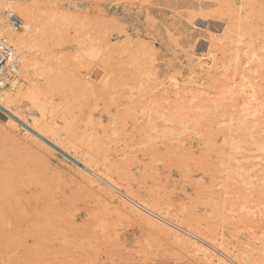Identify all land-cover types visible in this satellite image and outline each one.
Returning a JSON list of instances; mask_svg holds the SVG:
<instances>
[{"label":"rangeland","instance_id":"1","mask_svg":"<svg viewBox=\"0 0 264 264\" xmlns=\"http://www.w3.org/2000/svg\"><path fill=\"white\" fill-rule=\"evenodd\" d=\"M21 2L26 55L61 58L60 88L69 84L55 100L69 104L51 121L59 146L0 108V264H264V0ZM227 21L253 27L256 58L243 82L259 97L247 99L250 111L238 101L215 108L212 92L227 90L215 84L173 112L165 98L175 80L210 66ZM114 69L132 86L118 112ZM155 96L153 113L145 106ZM72 156H88L92 172Z\"/></svg>","mask_w":264,"mask_h":264},{"label":"bare ground","instance_id":"2","mask_svg":"<svg viewBox=\"0 0 264 264\" xmlns=\"http://www.w3.org/2000/svg\"><path fill=\"white\" fill-rule=\"evenodd\" d=\"M4 9L10 10L14 14H16L17 16L22 18V20L24 22H26V18L23 16V7H22L21 0H0V31L6 32V28L3 25V22L1 19V12ZM242 25L243 24H241L240 22H235L234 25L230 26L229 22L227 21L225 24V27L223 29V32H222V35L224 36L222 38L223 41H221V44L219 46H217V49L215 48L216 51L218 52V55L217 56L212 55L213 58L210 62V66L204 72L200 73V75H198V76H196V75L191 76V75H193V72L191 70H188L187 72L189 73L188 75L190 77L188 80H184L185 82H183L182 84H180L179 81L177 82V80H175L176 89L172 91V94L170 93V95L166 96V98H165V100H169L171 97L173 98V101H172L173 104L169 103L171 105V110L173 112L180 113L185 108V106L183 104L186 102H189V101L191 102V98L193 96L190 97L187 95V93L193 92L196 90H198V91L205 90L206 87L214 86L215 84L227 86L226 91H224L225 89L223 88V91L221 89H220L221 91L218 89V90H216V92L215 91L212 92L213 95H215V97L214 98L211 97V99H212L211 102H213V103L219 102L218 104L214 105L215 108H218V107L220 108L222 106H231L230 108H232V107H234V105H236L235 101H238L239 106H241L243 110L250 111L248 108L247 109L245 108V105L249 102V101L247 102V99L248 98L252 99V98L257 97V96L259 97L260 90L258 89V86L256 85V83H252V81L250 82L248 80H247L248 83H245V81L243 82V78L245 76L244 75L245 72H252L253 71L252 70L253 69V63H254L253 59L256 56L255 54H256V49H257L255 39H257V38L254 35L255 33L253 32L254 31L252 29L253 27H251L252 25L248 26V28L243 27ZM25 31L26 30L19 32V33H15V34L7 33L9 39L14 41V44L17 47V51L20 52V54L18 53L19 54V67H20V71H21V77H23V83L21 82V84H19L18 82H12V84L8 88L0 91V108L3 109L4 111L10 113V115H12L16 120L25 124L29 128H32V130H34V132H36L39 136H41V138H43V139L45 138V139L49 140L50 142H52V144L59 146L60 145L59 143L61 142L60 141L61 135L58 131L53 129V122H51V121H52L55 113H58L59 110H61V109H66L67 105L69 104V103L66 104L63 101H61L60 103L58 101L56 103V100H55V97L58 95V93H60V91L62 89V87L60 88V84L63 80H65L63 78V80L61 81V74L59 73V71H57V69H60L59 65L61 62V58L60 57L58 58V56L57 57L55 56L56 57L55 59H53L54 57L49 58L48 55H45L44 53L41 52V60L40 61H31L28 58V56L26 55V52L29 49V42L28 41L32 36L29 35ZM31 40H33V39H31ZM34 41L35 40H33V42ZM215 44H213L214 47H216ZM31 49H32V47H31ZM35 49H40V47L36 46ZM35 51H37V50H35ZM46 54H48V53H46ZM117 55H119V54H117ZM210 56H211V54H210ZM123 64H124V62H123ZM167 67L169 69V71H168L169 73L171 70H174L176 68V66H171V65L170 66L168 65ZM62 69L63 68H61V70ZM63 73H65V71H63ZM181 73H182V71H181ZM64 76H65V74H64ZM136 76H137V73H136ZM248 76L245 77V79L246 78L249 79L250 76L249 77ZM142 78H143V76H142ZM41 79H42V82H40ZM110 79H111V81H110V83H111V85H110L111 105H112L114 112H118L119 107L123 106L125 103L124 99H126L125 97L129 93L127 91L129 89H131L132 86H131V88H128L129 87V86H127V83H128L127 80L128 79L126 77H122V75L119 76L116 73V69H114L113 72L111 73ZM138 80H139V76H138ZM250 80H252V79H250ZM140 81H142V80L140 79ZM68 84L69 83H67V85ZM62 85H63V83L61 84V86ZM67 85H65L64 86L65 88H63V89L66 90V87L68 88ZM217 88H219V87H217ZM63 89H62V92H63ZM64 95L67 96V94H64ZM66 96H65V98H66L65 100H66V102H68L69 97L68 96L66 97ZM260 97H261V95H260ZM62 99H64V97ZM57 100H59V98ZM250 102H251V100H250ZM147 103H149V104L145 107L150 108L151 111H153V113L156 112L157 108L160 106L159 103L156 101V96L153 97L152 100H150ZM166 103H168V102H166ZM142 105L144 106L145 103H143ZM186 106H188V104H186ZM161 107L165 108V106L164 107L161 106ZM143 109H145V108H143ZM178 110H181V111L179 112ZM135 112H137V111H135ZM164 112H165V110H164ZM166 112H168V111L166 110ZM221 113H223V112H221ZM191 115L194 116L197 114L191 113ZM35 116H37V117H35ZM182 117H184V116H182ZM182 117H181V119H182ZM200 117H201V115H200ZM35 118H37V119H35ZM136 118L139 119V117H135V120H136ZM148 118H149V115H148ZM179 118H180V116H179ZM195 119H193V120H195ZM167 120H168L167 123H169V121H171L170 124L173 121V119L166 118V121ZM67 121H68V119H67ZM136 121H138V120H136ZM11 122H13V124H15L17 126V124L14 121H11ZM183 122H185V121H183ZM188 122H189V120H188ZM68 123H70V122H68ZM197 123H199V121ZM65 129L68 130L69 128L66 127ZM67 130H66V132H67ZM258 147H259V145H258ZM67 152L69 153V151H67ZM68 156H70V155H68ZM87 157H81L79 160L75 159L74 157L73 158L78 163L82 164L85 172H88V174H89L90 172H92V170L87 166V164H89L91 162V160ZM96 173L98 175V172H96ZM120 196L121 197H116V200L118 202H120L121 204L123 203L122 205H124V204L127 205V203L128 204L130 203L132 205L134 204L133 202L128 200L125 196H123L121 194H120ZM150 212L144 211V214L149 216L152 219L157 220L158 222H161L163 225L167 226L168 228L172 227V230H174V231L178 230L179 236H182V237L188 239L192 245H194L196 248H198L200 250L205 251V253H206V251L209 250L208 249L209 246L205 242L198 240L193 235H191V234L181 230L180 228H178V226L177 227L173 226L172 224L169 223V221L167 222V221H165V219H162V218H160V217H158V216H156ZM161 217H163V216H161ZM220 248H221L220 245H218L216 247V249H220ZM240 261H239V263H240Z\"/></svg>","mask_w":264,"mask_h":264},{"label":"built area","instance_id":"3","mask_svg":"<svg viewBox=\"0 0 264 264\" xmlns=\"http://www.w3.org/2000/svg\"><path fill=\"white\" fill-rule=\"evenodd\" d=\"M1 19L6 32L0 31V91L8 88L12 82L21 80L17 47L7 33L15 34L26 29V23L22 18L10 10L4 9L1 12Z\"/></svg>","mask_w":264,"mask_h":264}]
</instances>
